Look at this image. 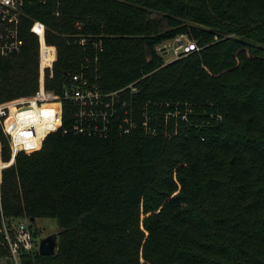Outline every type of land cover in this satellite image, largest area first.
I'll use <instances>...</instances> for the list:
<instances>
[{
    "label": "trees",
    "instance_id": "1",
    "mask_svg": "<svg viewBox=\"0 0 264 264\" xmlns=\"http://www.w3.org/2000/svg\"><path fill=\"white\" fill-rule=\"evenodd\" d=\"M24 14L22 53L0 58V105L37 94L39 22L58 50L57 96L87 63L73 43L85 36L103 39L104 89L138 81L139 108L193 111L171 139L100 140L65 133V101L62 129L2 173L6 216L59 228L54 256L22 264H264V0H26ZM182 36L200 50L165 63L157 48Z\"/></svg>",
    "mask_w": 264,
    "mask_h": 264
},
{
    "label": "built area",
    "instance_id": "2",
    "mask_svg": "<svg viewBox=\"0 0 264 264\" xmlns=\"http://www.w3.org/2000/svg\"><path fill=\"white\" fill-rule=\"evenodd\" d=\"M25 4L26 0H0V58L19 55L24 49ZM30 31L39 41L40 90L33 98L0 105V244L6 252L0 256V264H22L23 256L39 251L42 239L36 235L35 225L5 215L2 173L14 166L20 153L31 155L41 151L47 137L62 129L65 101L75 108L72 127L65 133L100 140L130 135L137 130L145 136L161 135L171 139L178 134L181 122L190 123L193 111L188 103L160 105L149 101L139 108L135 101L138 81L116 90L104 89L97 75L100 55L104 51L103 39L85 36L74 37L73 43L84 48L87 63L68 73L64 94L57 96L47 90L44 77L46 71L53 72L58 50L47 43L43 24L35 22ZM175 41L179 44L173 48L176 59L200 50L196 42L185 36ZM91 66L92 78L89 77ZM216 118L222 120L221 116ZM45 125L50 127L45 129ZM6 150L10 155L8 160L4 156Z\"/></svg>",
    "mask_w": 264,
    "mask_h": 264
},
{
    "label": "rangeland",
    "instance_id": "3",
    "mask_svg": "<svg viewBox=\"0 0 264 264\" xmlns=\"http://www.w3.org/2000/svg\"><path fill=\"white\" fill-rule=\"evenodd\" d=\"M178 45L179 44H178L177 41L172 40V41H168V42L164 43L163 46H159L157 48L159 52H161V49L163 47L166 48V52L167 53H166L165 56L161 52L162 56L165 59V63H170V62L176 60V54L173 51V48L177 47ZM51 75H52V77H51ZM54 75H55L54 67H53V72H50V70H48V71L45 72V77H44V79H45V86H46V81L48 80V78L49 79H53L54 78ZM40 82H41V75H40V71H39V87H38L37 94H38V92L40 90V87H41V83ZM46 88H47V86H46ZM37 94H35L34 96H36ZM26 224L27 225L28 224L35 225L37 227L35 230H38L39 231L41 238H45V237H48L50 235L57 234L58 231H59L58 225H57L56 221L53 220V219H38V220H36L35 223H31L29 221H26Z\"/></svg>",
    "mask_w": 264,
    "mask_h": 264
},
{
    "label": "water",
    "instance_id": "4",
    "mask_svg": "<svg viewBox=\"0 0 264 264\" xmlns=\"http://www.w3.org/2000/svg\"><path fill=\"white\" fill-rule=\"evenodd\" d=\"M161 52L163 55H166V48L163 47L161 49ZM33 221V220H31ZM57 234L50 235L48 237L42 238L40 240L39 244V253L40 255L43 256H54L56 254V249H57Z\"/></svg>",
    "mask_w": 264,
    "mask_h": 264
}]
</instances>
